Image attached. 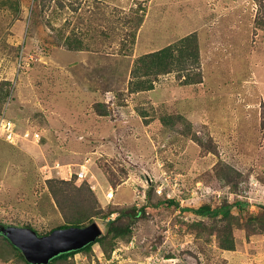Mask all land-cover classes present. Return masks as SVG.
<instances>
[{"label":"rangeland","instance_id":"rangeland-1","mask_svg":"<svg viewBox=\"0 0 264 264\" xmlns=\"http://www.w3.org/2000/svg\"><path fill=\"white\" fill-rule=\"evenodd\" d=\"M190 33L201 83L171 73L128 93L137 57ZM2 119L40 141L0 136V225H63L48 178L70 182L63 170L85 160L93 195L76 178L61 186L71 216L97 213L83 224L105 236L106 213L140 212L128 242L53 264H264V0H0ZM223 205L234 219L193 213ZM226 229L234 251L217 246ZM0 264H24L2 238Z\"/></svg>","mask_w":264,"mask_h":264},{"label":"trees","instance_id":"trees-1","mask_svg":"<svg viewBox=\"0 0 264 264\" xmlns=\"http://www.w3.org/2000/svg\"><path fill=\"white\" fill-rule=\"evenodd\" d=\"M11 0H6L9 2ZM138 9L136 13H138ZM142 20L139 19L140 23ZM135 35L133 36V38ZM76 44L70 41V39H66L64 42L66 45L70 46L71 49L81 50L83 48L81 40H73ZM199 47H198V38L195 33H190L183 38L179 39L177 42L167 45L164 48L159 50L146 53L136 58L134 61L133 67L130 71V80L128 81V93H140V92H149L154 89V81L157 80L159 76L168 75L171 73H175L177 75L178 80L180 81L181 85H196L202 82V76L199 71ZM101 116H105L106 113L102 114V112L98 113ZM76 176L73 175L70 182L64 181H56L54 177H50L48 182L51 183L50 189L52 192V196L56 201L57 209L65 221L63 225L60 227H56L51 229L46 235L50 234L55 229H65L69 227H85L83 224L85 220H90L92 217L96 216L97 213H88L87 211H78L77 216H71L70 212H67L65 205L62 206L59 202V198L61 194H65L67 196V190L64 193L61 186H68L71 185L70 183H74ZM57 183V184H56ZM86 181L81 183L80 187L85 186L87 189L91 188V186L85 184ZM88 183V182H87ZM55 184V185H54ZM76 189V188H75ZM80 189V188H79ZM77 189V192H82L81 190ZM92 189V188H91ZM89 190V189H88ZM65 191V190H64ZM50 192V193H51ZM61 193V194H60ZM89 193L93 195V192L89 190ZM68 197V196H67ZM64 198V197H63ZM84 198V196L82 197ZM54 201V202H55ZM161 207H171L174 202L170 201H162L159 202ZM237 207L241 208V204H237ZM151 205L146 204L144 208H141L142 211L145 209L150 208ZM231 206L223 205L215 210H210L208 206H202L198 210L193 211V213L200 217H216L221 215L223 219H234L231 215ZM135 211V208L126 209V210H114L109 211L103 217H109L116 213V218H111L107 221V234L98 238L94 243L89 244L88 246L84 247L79 251H74L66 254L59 255L58 257L51 260L49 264H53L55 262L67 261L71 260L74 255L83 253L89 254L91 253L92 246L98 244L101 248V252L103 254L106 253L105 249V240L109 237V243L113 246L116 241H123L128 242L130 239V226L133 225L135 220L138 218L140 212ZM185 211H192V210H185ZM242 213V212H241ZM241 225L240 221L237 223V226ZM26 228L31 227L28 224L24 225ZM4 227L0 225V228ZM38 234V233H37ZM41 236V235H39ZM0 238H2L10 250L15 255L16 259L24 264H29L25 261L23 255L20 253L18 249L13 247L8 240L0 234ZM217 246L219 249L224 251H234V241L232 240L231 230L226 229L225 233H223L221 238L217 239ZM112 249V247H111ZM110 249V250H111ZM109 258V255L107 256Z\"/></svg>","mask_w":264,"mask_h":264},{"label":"water","instance_id":"water-1","mask_svg":"<svg viewBox=\"0 0 264 264\" xmlns=\"http://www.w3.org/2000/svg\"><path fill=\"white\" fill-rule=\"evenodd\" d=\"M0 234L18 249L29 264H49L59 255L79 251L102 236L100 227L91 223L85 227L55 229L50 234L39 236L26 227L5 226Z\"/></svg>","mask_w":264,"mask_h":264},{"label":"built area","instance_id":"built-area-1","mask_svg":"<svg viewBox=\"0 0 264 264\" xmlns=\"http://www.w3.org/2000/svg\"><path fill=\"white\" fill-rule=\"evenodd\" d=\"M0 136L3 138L5 142L11 143V144L19 143V142L14 143L15 141H20V142L21 141H31L33 143H38V141H40L39 135L37 134H34L33 138H31L30 140L28 137L29 136L28 133L19 135L15 131V125L11 121H8L6 119L0 120ZM89 164H90L89 161L85 160L84 163L81 165V167L84 168L85 167L84 165H89ZM82 168L77 173L71 172V170L67 168L63 170L61 178L65 180H71L72 176L75 175L76 182L82 183L83 181H86V177H87L86 172ZM55 169H58V166H56ZM112 196H113V192H111V187H109L108 190L103 194V198H105V200L109 202L112 199ZM130 245H132V242H130ZM114 255H115V252H114ZM103 257H104L103 254H101V257L97 258V261L100 264H102ZM110 262L111 260L110 261L104 260V264H107Z\"/></svg>","mask_w":264,"mask_h":264},{"label":"crops","instance_id":"crops-1","mask_svg":"<svg viewBox=\"0 0 264 264\" xmlns=\"http://www.w3.org/2000/svg\"><path fill=\"white\" fill-rule=\"evenodd\" d=\"M219 29H221V28H219ZM226 29H227V28H224L225 31H226ZM213 36H218V37H216V38L213 37V38H215V41H216V42H215V41H214V42L218 45V43H219L218 41L221 40L220 35H218V34H213ZM182 38H183V37H182ZM180 39H181V38H180ZM213 40H214V39H213ZM177 41H178V40H177ZM171 44H172V43H171ZM169 45H170V44H169ZM223 46H225V44H221V45H220V47H223ZM200 49H201V48H200ZM155 51H156V50H155ZM152 52H153V51H152ZM145 54H146V53H145ZM200 54H201L200 56H201V65H202V60H203L202 52H201ZM201 65H200V67H201ZM202 69H203V68H202ZM201 73H202V70H201ZM76 148H77V147H76ZM67 168L70 169V166H68ZM67 168H66V169H67ZM70 170H71V169H70ZM92 189H93V186H92ZM79 255L82 256V254H76V255H74L75 259H76V258L86 259V258H84L85 255H83L82 257H80ZM77 256H79V257H77ZM85 257H86V256H85Z\"/></svg>","mask_w":264,"mask_h":264},{"label":"clouds","instance_id":"clouds-1","mask_svg":"<svg viewBox=\"0 0 264 264\" xmlns=\"http://www.w3.org/2000/svg\"><path fill=\"white\" fill-rule=\"evenodd\" d=\"M19 134V133H18ZM21 135V134H20ZM21 142H23V141H21ZM28 142H31V141H28ZM31 143H33V142H31Z\"/></svg>","mask_w":264,"mask_h":264}]
</instances>
